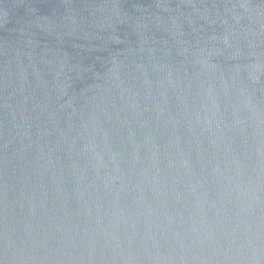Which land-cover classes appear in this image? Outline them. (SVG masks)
<instances>
[{"label": "water", "instance_id": "obj_1", "mask_svg": "<svg viewBox=\"0 0 264 264\" xmlns=\"http://www.w3.org/2000/svg\"><path fill=\"white\" fill-rule=\"evenodd\" d=\"M0 264H264V0H0Z\"/></svg>", "mask_w": 264, "mask_h": 264}]
</instances>
